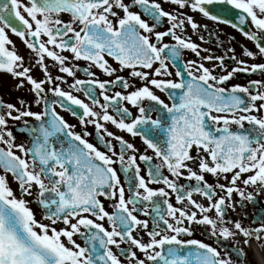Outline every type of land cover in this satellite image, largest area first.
I'll return each instance as SVG.
<instances>
[{"label":"snow or ice","instance_id":"6c2138e0","mask_svg":"<svg viewBox=\"0 0 264 264\" xmlns=\"http://www.w3.org/2000/svg\"><path fill=\"white\" fill-rule=\"evenodd\" d=\"M193 14L254 47L229 66ZM3 76L0 264H237L194 226L264 256V216L228 215L264 191V0H0Z\"/></svg>","mask_w":264,"mask_h":264},{"label":"flooded vegetation","instance_id":"af4514ba","mask_svg":"<svg viewBox=\"0 0 264 264\" xmlns=\"http://www.w3.org/2000/svg\"><path fill=\"white\" fill-rule=\"evenodd\" d=\"M165 7H169V5L166 4ZM193 15H195L198 21H201L203 24H206L208 26L207 30L201 32V34L204 35L205 37V43L203 44V47L210 49V51L216 55H225L226 63L229 64V66H232L233 62L227 59V56L231 55V53L226 52L228 48H235L237 55H239L241 53L242 46H247L248 48L254 47L251 41L247 40V38H245L238 29L233 28L230 24L214 22L210 19L201 17L199 14H193ZM224 15H226L227 18L233 20V22L238 23V18L235 12L226 13ZM12 38L13 40L16 41L18 47L21 46L22 48L21 53L26 54L27 50L21 44L19 38L15 36H13ZM193 39H196V37L193 36ZM218 44H222V46L218 47ZM203 54L206 55L208 53H203ZM191 58H194L193 54L190 52H186L185 59H191ZM79 63L81 64L82 67L86 66V63L83 61H80ZM77 75L81 78H85L83 72H78ZM98 75L102 79L107 78L103 76L102 73L98 72ZM258 78H260L258 73L257 74L237 73L234 82L246 84L249 79H258ZM68 79L71 82V78ZM65 87L67 86L65 85ZM77 95H81V97L83 98L81 93H77ZM57 110L60 111L61 114L65 117V119L68 120L70 123L77 124V130H80V126L78 124L76 117H73L69 112L60 109L59 107L57 108ZM110 127H112L114 131H118L114 128V126H110ZM88 131L93 132V137H90V139H92V142L95 143L96 142V140L94 139L95 132L91 125L88 126ZM124 135L125 138L134 141L137 144V146H142V141L140 140L139 137L133 138L126 133ZM21 137L24 140L26 138V134H22ZM208 179L209 181H211L213 178L209 176ZM221 182H225V181H221ZM233 195L234 198L237 201H239L240 199L239 196L235 193ZM245 204H246L245 207H240L238 204L234 212L229 210L228 215L232 219H241L242 222L246 225H252L254 220L258 219L261 216H264V191H260L254 201L245 202ZM35 207L37 208L38 213H40L41 209L36 205ZM245 213L247 214L246 216ZM194 227L196 229L194 232V238L201 239L207 243L213 244V246H217L222 251V253L227 252L232 256L234 260L237 261V264H240L238 254L235 251L236 247H239V245H236V242L234 240L231 239L224 240L222 238L217 239L215 237H212L209 228L206 226H194ZM244 264H258V261L252 254H249L247 252V256L244 260Z\"/></svg>","mask_w":264,"mask_h":264},{"label":"rangeland","instance_id":"374dc122","mask_svg":"<svg viewBox=\"0 0 264 264\" xmlns=\"http://www.w3.org/2000/svg\"><path fill=\"white\" fill-rule=\"evenodd\" d=\"M20 51L22 52V48L21 46H19ZM0 80H2V83H0V96H2L5 100H10V101H15V99L20 96V95H24L26 98L28 97L29 94L24 93V92H17L13 87L12 84H14V81L11 79V77L9 76H3L0 77ZM33 110H37L36 107L34 106ZM21 122L17 121V122H12L10 121L9 123V127H11L12 129L14 128V126L20 124ZM18 141L23 140V138L16 134ZM33 208L34 210L37 212V214L39 215L37 208L35 207V205L33 204Z\"/></svg>","mask_w":264,"mask_h":264},{"label":"bare ground","instance_id":"6f19581e","mask_svg":"<svg viewBox=\"0 0 264 264\" xmlns=\"http://www.w3.org/2000/svg\"><path fill=\"white\" fill-rule=\"evenodd\" d=\"M257 251H258V249H257ZM259 264H264V256H262V255H259Z\"/></svg>","mask_w":264,"mask_h":264},{"label":"water","instance_id":"95a60500","mask_svg":"<svg viewBox=\"0 0 264 264\" xmlns=\"http://www.w3.org/2000/svg\"><path fill=\"white\" fill-rule=\"evenodd\" d=\"M22 128H23V125H19L16 127V131L19 132V133H23L22 132Z\"/></svg>","mask_w":264,"mask_h":264}]
</instances>
